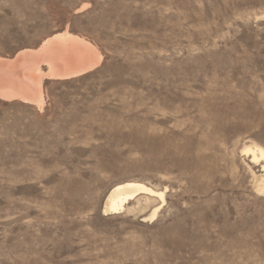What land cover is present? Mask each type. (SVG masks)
<instances>
[{
  "label": "rangeland",
  "instance_id": "1",
  "mask_svg": "<svg viewBox=\"0 0 264 264\" xmlns=\"http://www.w3.org/2000/svg\"><path fill=\"white\" fill-rule=\"evenodd\" d=\"M63 31L102 59L0 95V264H264V0H0L4 59Z\"/></svg>",
  "mask_w": 264,
  "mask_h": 264
},
{
  "label": "bare ground",
  "instance_id": "2",
  "mask_svg": "<svg viewBox=\"0 0 264 264\" xmlns=\"http://www.w3.org/2000/svg\"><path fill=\"white\" fill-rule=\"evenodd\" d=\"M29 53L46 56L47 70L39 66L17 73L20 64L30 58ZM102 55L88 40L63 31L47 37L38 49H24L14 59L0 57V95L4 97H20L24 102L42 104V80L44 77L69 78L85 73L96 66ZM7 61V64L6 62ZM251 161L261 163L264 170V147L256 146L246 149ZM264 193V180L260 186ZM159 195L164 200V191H155L146 184L130 181L116 185L105 201V212L118 213L125 209L130 200L140 194Z\"/></svg>",
  "mask_w": 264,
  "mask_h": 264
},
{
  "label": "crops",
  "instance_id": "3",
  "mask_svg": "<svg viewBox=\"0 0 264 264\" xmlns=\"http://www.w3.org/2000/svg\"><path fill=\"white\" fill-rule=\"evenodd\" d=\"M14 58H15V57H14ZM14 58H13V59H14Z\"/></svg>",
  "mask_w": 264,
  "mask_h": 264
}]
</instances>
